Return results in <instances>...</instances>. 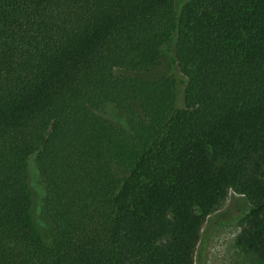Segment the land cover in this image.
I'll return each instance as SVG.
<instances>
[{
	"label": "trees",
	"instance_id": "obj_1",
	"mask_svg": "<svg viewBox=\"0 0 264 264\" xmlns=\"http://www.w3.org/2000/svg\"><path fill=\"white\" fill-rule=\"evenodd\" d=\"M171 43L180 109L174 79L134 75ZM229 190L251 203L236 244L264 263V0H0V264H194Z\"/></svg>",
	"mask_w": 264,
	"mask_h": 264
},
{
	"label": "rangeland",
	"instance_id": "obj_2",
	"mask_svg": "<svg viewBox=\"0 0 264 264\" xmlns=\"http://www.w3.org/2000/svg\"><path fill=\"white\" fill-rule=\"evenodd\" d=\"M176 2V0H174ZM158 66L151 71L134 74L143 79L156 80L171 78L176 82L175 107L183 108L184 78L174 63V44L165 46L160 53ZM119 75V71H115ZM97 114L113 122L116 126L125 127L124 114L112 105L106 104ZM117 177L121 173L114 169ZM27 192L29 196L28 223L40 247H49L55 237V229L46 215L44 206L45 190L40 179L36 161L31 158L27 164ZM251 203L235 190H229L215 209L207 216L201 227L194 252V264H264L252 254L242 251L236 244L242 228V219L249 212Z\"/></svg>",
	"mask_w": 264,
	"mask_h": 264
}]
</instances>
